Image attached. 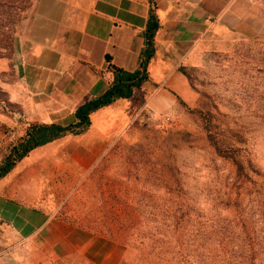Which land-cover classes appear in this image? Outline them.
Masks as SVG:
<instances>
[{
  "label": "crops",
  "instance_id": "1",
  "mask_svg": "<svg viewBox=\"0 0 264 264\" xmlns=\"http://www.w3.org/2000/svg\"><path fill=\"white\" fill-rule=\"evenodd\" d=\"M35 2L16 79L7 88L8 102L19 108L4 109L15 121V141L30 125L73 124L76 109L111 84L106 58L134 71L151 6L159 19L148 80L132 97L92 112L84 133L33 149L0 179V264H63L76 257L105 264L115 256L112 242L86 229L90 222L58 210L107 158L120 130L191 96L180 67L198 68L216 47L261 35L264 12L254 0Z\"/></svg>",
  "mask_w": 264,
  "mask_h": 264
},
{
  "label": "rangeland",
  "instance_id": "2",
  "mask_svg": "<svg viewBox=\"0 0 264 264\" xmlns=\"http://www.w3.org/2000/svg\"><path fill=\"white\" fill-rule=\"evenodd\" d=\"M35 1L27 0L21 5L23 10L17 13L14 22H9L8 14L3 13L6 26L0 29V36L4 37L0 40V163L17 134L14 119L4 115L5 101L7 88L16 79L20 45ZM254 1L264 12V0ZM189 76L191 96L178 102L171 111L152 113L144 123L137 117L127 130H120L112 144L116 150L108 148L107 158L66 200L58 214L96 227L105 212L118 214L120 209L135 206L130 199L134 195L127 196L126 187L137 191L139 200L145 196L140 205L146 209L152 205L174 206L160 199L183 192L203 215L197 221L207 220L213 232L219 226L239 228L235 237L242 239V249L232 248L229 253L227 250L228 264H264V206L253 194L245 195L244 188L251 186V182L237 189L232 162L217 157L208 141V134H213L224 144L238 148L242 159L251 160L264 172V29L259 36L216 47L204 65L189 70ZM126 155L139 163L137 168L124 170L120 162ZM156 160L175 166L172 172L176 178L172 177L167 185H152L148 180V163ZM251 181L257 185L263 178L253 174ZM236 193L243 200L239 207L233 205ZM150 194L160 199L151 200ZM119 196L123 199L121 204L116 200ZM238 209L241 226L234 227L229 220L237 215ZM113 248L110 250L119 249ZM120 256L123 259L114 256L105 264H133L132 253L121 251ZM63 264L96 263L76 257Z\"/></svg>",
  "mask_w": 264,
  "mask_h": 264
},
{
  "label": "trees",
  "instance_id": "3",
  "mask_svg": "<svg viewBox=\"0 0 264 264\" xmlns=\"http://www.w3.org/2000/svg\"><path fill=\"white\" fill-rule=\"evenodd\" d=\"M26 1L0 0V29L6 26V17L3 18L4 11L8 14L6 16H9V22H14L17 13L23 10L21 5ZM158 29L159 19L154 7L151 6L143 31L144 47L140 52L137 68L132 72L125 71L111 65L107 57V69L113 75V80L108 89L99 97L81 104L74 113L75 122L73 124L28 126L25 133L10 145L2 157L0 179L33 149L67 135L77 136L84 133L90 126L89 116L92 112L107 107L116 100L131 98L133 91L140 88L148 80V68L154 57L155 35ZM0 37V40L4 38L3 36ZM189 70L185 67L179 68V71L187 78L188 83L190 80ZM178 102L182 103L181 100ZM5 108L19 111V108L10 104L8 99L5 101ZM208 141L217 157L232 162L235 167L234 178L238 186L237 189L244 187L241 184L246 185L247 182H251V186L244 188L245 195L253 194L255 200L264 206V172H261L251 160L242 159L238 148L224 144L213 134H208ZM112 150H116V148L109 149V151ZM138 164L131 155H126L120 162L126 171H129L130 168H137ZM148 164L150 175L148 180L152 182V185H167L172 177L176 178V174L172 172L175 166H167L158 160ZM165 168H169V170ZM253 174L263 178V181L255 185V182L251 181ZM176 183H179L178 179H176ZM126 189L127 196L132 194L135 196V198H133L134 196L130 198L135 204L134 207L129 208L128 206L123 210L120 209L118 214L105 212L100 226H86V229L91 230L93 234L109 239L116 249L119 248L111 251L119 259H123L120 256L122 251L133 254V264H223L227 250L229 253L233 250L232 248L235 251L242 249V239L235 237L236 229H239L236 225L238 224L237 226L240 227L242 221L239 209L236 210L237 215H233L229 220L234 224L235 229L230 230L228 227L219 226L213 232L212 226L208 224L207 220L197 221L203 215L194 208L186 193L181 192L177 196L167 194L161 199L155 194H150L148 197L151 200L160 199L175 205H152L146 209L140 205L145 200V196L143 195V198L139 200L137 191L127 187ZM243 194L244 192H242L241 197ZM121 198L122 196L116 197L120 204L123 202ZM228 200L231 201V197ZM240 200V193H236L233 205L241 206L243 200ZM249 249L252 248L249 246ZM228 261L226 258L224 264H228Z\"/></svg>",
  "mask_w": 264,
  "mask_h": 264
},
{
  "label": "built area",
  "instance_id": "4",
  "mask_svg": "<svg viewBox=\"0 0 264 264\" xmlns=\"http://www.w3.org/2000/svg\"><path fill=\"white\" fill-rule=\"evenodd\" d=\"M109 71V70H108ZM166 120H168V118H166Z\"/></svg>",
  "mask_w": 264,
  "mask_h": 264
}]
</instances>
